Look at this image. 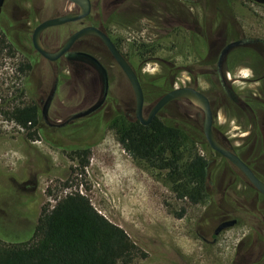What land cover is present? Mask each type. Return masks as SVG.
<instances>
[{"label": "rangeland", "instance_id": "rangeland-1", "mask_svg": "<svg viewBox=\"0 0 264 264\" xmlns=\"http://www.w3.org/2000/svg\"><path fill=\"white\" fill-rule=\"evenodd\" d=\"M91 1L92 14L85 23L105 29L132 63L146 96L145 115L159 99L164 84L182 68L174 87L193 85L209 97L215 135L264 181V0ZM17 2L25 13L20 23L26 22L31 33L45 20L78 11L66 0H8L3 25H9ZM81 27L49 29L42 41L53 51ZM27 39L23 38L25 48L21 49L40 61L36 76L39 70L52 72ZM239 40L247 45L229 53L225 78L238 100L235 102L211 82L216 81L213 73L220 51ZM88 41L82 45L108 70L111 90L100 114L106 132L88 154L86 166L71 161L40 138L31 139L34 131L5 117L4 113L28 106L31 100L21 72L26 61L6 44L0 46V241L6 245L35 243L42 210H52L66 196L80 193L140 248L141 253L130 264H264V243L257 241V235L264 239V196L212 150L204 136L201 109L179 101L158 114L189 136L186 152L209 161L213 201L196 205L177 197L167 170L135 160L119 142L121 118L115 127L112 121L119 115L136 119L135 95L105 44L97 39ZM39 81L38 76L34 78L33 86L38 87ZM82 92L83 96L87 93L83 84ZM38 96L43 102L46 99V95ZM67 96L63 82L58 100L75 104L67 101ZM89 99L83 101V108H88ZM58 100L50 111L52 119L65 113ZM75 133L80 135L81 130ZM224 216L238 218L239 224L223 231L213 243L214 230Z\"/></svg>", "mask_w": 264, "mask_h": 264}, {"label": "trees", "instance_id": "trees-1", "mask_svg": "<svg viewBox=\"0 0 264 264\" xmlns=\"http://www.w3.org/2000/svg\"><path fill=\"white\" fill-rule=\"evenodd\" d=\"M111 39L127 58L118 42ZM178 71L175 77L183 70ZM218 81L211 83L218 86ZM168 89L169 83H165L162 94ZM4 115L28 130H31L28 124L37 123L38 119L37 108L31 106L15 108ZM117 118H121L117 129L121 145L135 160L167 170L168 180L179 199L196 205L209 199V161L198 153L186 152L190 138L182 128L159 117L149 126H143L138 120L120 115L113 119L114 127ZM33 135L36 133L30 137ZM83 159L82 166H86L88 155ZM34 236L33 244L6 245L0 241V264H130L141 253L126 231L99 214L80 193L66 196L52 210L44 208Z\"/></svg>", "mask_w": 264, "mask_h": 264}, {"label": "flooded vegetation", "instance_id": "flooded-vegetation-1", "mask_svg": "<svg viewBox=\"0 0 264 264\" xmlns=\"http://www.w3.org/2000/svg\"><path fill=\"white\" fill-rule=\"evenodd\" d=\"M7 2H8V0H5L4 5L2 7V10H1V13H0V46L3 48L4 44H6L8 46V48H10L12 51L17 52L18 54H21L23 56L24 61H26L24 63L25 67L23 70H21V72L25 75V78H26L25 82H24V89H25L29 99L31 100V104H29L28 106L21 107V108H25V107H29V106L36 107L37 113H38L37 123L30 122L28 124L31 131H34L36 133V135H33V137L31 139L40 138L49 147L56 148V149L62 151L65 155H67V158H69L71 161H73V160L78 161V164L81 165L83 157L86 154L88 155L90 153V151L92 150V148L100 141L102 135L104 134V132H106V128H107V124L103 121V118L100 117V114L102 112V109L105 108V105L107 104V102L109 100V95H110V90H111V80H110L111 78H110V75H109V72L107 69H106L107 74L101 73L95 67L94 63L89 58L83 56V53L84 54L85 53L90 54V53L88 51H86L84 45H82L85 43L88 44V42H89L88 39H90V38L91 39H97V40H100V39H98L97 37H94V36L82 37L81 39L76 41V43L73 45V47L65 55L60 57L58 60H56V61L48 60L47 58L43 57L35 49V47L33 45L32 36H33V32L35 29L31 33L30 29L28 27H26L27 26L26 22L24 24L20 23V18H21L20 16H22V15L24 16L25 13L20 12L21 10L19 8L18 2L14 6V9H13L12 14H11V18H9V20H10L9 25L8 26L3 25L2 17H3V14L5 12ZM78 13H79V8H78L77 12H73L70 14H78ZM91 14H92V10H91V13L86 18H84L80 21L67 23L64 25L56 26V27H51V28H48L47 30L52 29V28H64L67 26H73L75 24H80L82 26L80 29H82L84 27H88V26H93V27L99 28L100 30H102L104 32L105 30L100 26H96L95 23L94 24L88 23L86 25L85 22H86V20H88L90 18ZM62 16H64V15H62ZM58 17H60V16H58ZM54 18H56V17H54ZM51 19H53V18H51ZM48 20H50V19H48ZM80 29H78L77 31H79ZM47 30H45V31H47ZM76 32L70 33V36L68 37V39L73 34H75ZM23 38H25V39L28 38L27 39L28 42L29 41L31 42V47H32L31 50L40 58V60L46 62L47 64H50L52 67V72L49 69L37 71L38 79H41V81H39L38 87L33 86V84H34L33 79L37 78L36 68L40 65V61H37L35 58H33V56H29L28 54H25L22 51L21 48L24 47V45L22 43ZM67 40L63 43V45L67 42ZM239 42H240V44L237 47H243V46L247 45V43L244 40H239ZM42 43H43V41H42ZM211 44H213V43H211ZM62 46H60L59 48H61ZM43 47L48 52H55L59 49V48H57L53 51H50L46 48L44 43H43ZM226 47H227V45L220 51V54L218 55V58L216 61V69H215L213 74H214L215 80L220 81V83H218V86H221L223 88V90L225 91V93L229 94V96L232 98V100H234L235 102H238L237 98L232 94V92H231V90H230V88H229V86L225 80V78L227 77L226 64H227V58H228L229 54L223 58L222 53ZM234 49H232V50H234ZM90 55H92V54H90ZM126 60L128 61L127 58H126ZM114 61H115V59H114ZM116 64H117V62H116ZM131 67L133 68V70L135 71V73L137 74V76L139 78L137 71L134 69V67L132 65H131ZM88 69H90V70H88ZM91 69L94 71H92ZM121 71H122V74L124 75V78L127 80L129 85L133 89L128 77L125 75V73L123 72L122 69H121ZM181 73H182V71H181ZM181 73L178 75V77H175L177 73L174 74V76L171 78V82L170 83L168 82L169 83V89L165 93L160 95L157 102L161 98H163L166 94H168L169 92H171L172 90H174L176 88L192 87V88L197 89L193 85L174 87L175 84H177V79H179V76L181 75ZM50 78H52L53 80L49 84L48 82H49ZM87 79H90V81L89 82L85 81ZM139 80H140V78H139ZM194 81L196 82V79ZM63 82H65V84L67 85V88H68L67 101L73 100V101H75V104H70V105L68 104L69 105L68 106V105H66L65 101L58 100L57 93H58L60 86ZM84 82H86V84ZM45 83H47V84H45ZM140 83H141V80H140ZM82 84H83V86L87 92L85 96H83ZM106 84L108 85L107 96H106L104 103L101 105V107H99L96 111H94L92 113H89L87 115H81L85 111L91 109L92 107H94L95 105H97L98 103L103 101V99L105 97V92L107 89ZM141 86H142V83H141ZM142 88H143V86H142ZM31 89H33V90H31ZM133 92H134V89H133ZM39 94L46 95V99L44 100V102L40 100V98L38 96ZM91 95H93L94 97ZM134 95H135V93H134ZM144 96H145V93H144ZM89 98H91V99H89ZM88 99L91 100L92 102L90 103L88 108H83V106H82L83 101L86 102ZM57 100H58V106L61 109H64L65 113L63 116H60V119H57V118L52 119L50 117V111L52 110L53 106L57 103ZM135 101H136V97H135ZM179 101L189 102L185 99H176V100H173L170 103H168L162 110H164L165 108H167L171 104H174V103L179 102ZM156 103H155V105H156ZM210 103H211V101H210ZM1 105H2V103H0V109L2 108ZM145 106H146V96H145V104H144V116H145V118H147L150 111L152 110V108L154 106L149 110L147 115H145ZM157 117H158V115H157ZM135 120H137V118ZM204 121H205V116H204ZM21 128H23V127H21ZM78 129L81 130L80 135H76V133H75V131H78ZM213 132H214V129H213ZM214 135H215V133H214ZM204 136H205V133H204ZM215 137L218 139V137L216 135H215ZM205 139H206V136H205ZM218 140L220 141V139H218ZM206 141H207V139H206ZM32 143H35V141H32ZM226 148L229 149L228 147H226ZM230 151H232V150H230ZM233 166L237 170H239L235 165H233ZM240 172L244 175V173L242 171H240ZM247 180H248V178H247ZM249 183H250V181H249ZM253 188L260 195L264 196L254 186H253ZM209 195H210L209 196L210 201H213L210 184H209ZM234 219L237 220V225H238L239 224L238 218H235V217L232 218L230 216H224V217L220 218L218 226L222 222L234 220ZM215 230H214V232H215ZM219 235H217V236H219ZM217 236L214 234L213 243H215ZM257 239H258L257 241L264 243V239H262L258 235H257ZM202 240L207 244L209 243V240L205 237H202ZM243 243H244V241H242L241 244L243 245Z\"/></svg>", "mask_w": 264, "mask_h": 264}, {"label": "water", "instance_id": "water-1", "mask_svg": "<svg viewBox=\"0 0 264 264\" xmlns=\"http://www.w3.org/2000/svg\"><path fill=\"white\" fill-rule=\"evenodd\" d=\"M71 4H74L79 8L78 14H68L60 17H56L50 20H46L39 24L32 36V41L35 49L45 58L51 61H56L63 55H65L82 37L85 36H94L100 39L108 48L109 52L117 62V64L120 66V68L123 70L125 75L128 77L135 93L136 97V118L137 120L143 125V126H149L152 121L157 117L158 113L171 101L176 99H185L192 103L193 105L199 107L205 116L204 121V133L207 139L208 144L214 150L216 153H218L223 158L230 161L233 165H235L240 171L244 173V175L248 178L250 183L261 193L264 195V182L254 173V171L251 169V167L245 163L237 154L233 153L229 149H227L214 135L213 132V125H214V114L212 110V106L210 103L209 98L201 91L192 88V87H182V88H176L166 94L163 98H161L156 105L152 108L147 118L144 116V104H145V96L144 91L141 86L140 80L129 64V62L126 60V58L123 56V54L117 49L111 38L102 30L99 28L88 26L80 29L75 34H73L67 42L59 48L55 52H48L43 47L42 43V34L45 30L51 27H56L60 25H64L67 23H72L76 21H80L84 18H86L92 10V2L91 0H66ZM5 0H0V13L2 10V7L4 5ZM240 44L239 41L232 42L227 45V47L224 49L222 53V57L224 58L229 54V52L236 48ZM83 56L89 58L95 65V67L103 74H107L106 68L103 66V64L94 56L90 54H84ZM106 92L105 97L103 101L92 107L91 109L85 111L81 115H87L89 113H92L96 111L101 105L104 103L106 96H107V90L108 85L106 84ZM237 225V220H229L222 222L215 230L214 234L217 236L223 231L232 228Z\"/></svg>", "mask_w": 264, "mask_h": 264}]
</instances>
